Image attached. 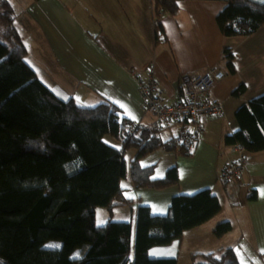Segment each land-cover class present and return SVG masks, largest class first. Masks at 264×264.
Segmentation results:
<instances>
[{
	"label": "trees",
	"instance_id": "16d2710c",
	"mask_svg": "<svg viewBox=\"0 0 264 264\" xmlns=\"http://www.w3.org/2000/svg\"><path fill=\"white\" fill-rule=\"evenodd\" d=\"M179 1L153 0L157 39L165 33L161 16L176 13ZM223 1L227 5L217 22L225 36L249 35L264 25V5ZM16 18L11 2L0 0V264H178L177 247L157 256L151 250L178 243L186 231L214 218L222 210L219 196L210 189L176 195L166 215L141 205L135 225L114 220L115 209L131 203L124 196V179L130 177L137 188L164 189L180 182L178 166L155 177V166L141 162L162 146L185 153L180 138L164 141L141 126L129 134L127 124L135 123L115 103L84 106L50 88L27 61ZM223 57L235 72L232 49L226 47ZM244 90L242 85L235 94ZM236 116L240 128L225 143L242 144L247 153L264 151V94ZM132 148L137 153L129 162ZM101 206L109 211L102 225L97 223ZM232 230L233 223L223 220L214 232L223 238ZM50 242L60 246L49 247ZM190 258L192 264H241L233 247Z\"/></svg>",
	"mask_w": 264,
	"mask_h": 264
},
{
	"label": "crops",
	"instance_id": "0c3cea01",
	"mask_svg": "<svg viewBox=\"0 0 264 264\" xmlns=\"http://www.w3.org/2000/svg\"><path fill=\"white\" fill-rule=\"evenodd\" d=\"M9 1L17 15L16 27L29 51L27 61L36 64V68L31 66L45 84L64 96H73L84 106L113 102L141 128L154 129L164 141H178L186 124L174 122L155 126V117L144 109L138 76L146 77L152 66L164 89L165 103L173 104L182 99L180 77L183 73L203 75L213 68L224 71V78L209 94L211 99L223 104L224 112L204 117V130L196 137L194 149L183 153L177 148L167 150L162 146L141 161L144 165L155 166L154 176L158 175L155 177H163L170 167L178 166L180 182L156 189L137 188L131 180L125 184L122 181L124 196L131 203L118 206L113 218L132 220L135 225L141 205L149 206L155 215H166L174 196L210 189L219 196L222 210L202 226L186 231L178 243L151 250L157 256L169 254L177 247L180 264L178 250L187 234H192L193 245L207 234L215 236L217 224L231 220L224 213L223 199L228 196L236 200L234 196L246 187V210L242 216L246 228L241 236L247 239L255 252L253 255L263 258L264 151L247 153L246 150V168L231 181L223 180L222 172L227 161L240 156L236 144L225 143V137L240 128L237 111L264 94V25L249 35L225 36L217 16L227 5L226 1L180 0L176 13L161 16L165 33L157 39L153 0ZM226 47L234 54L235 72H230L225 64ZM242 85L244 92L236 95L235 91ZM111 144L120 146L118 140ZM161 149L168 153H162ZM163 157L166 164L160 167ZM254 191L256 198H251ZM127 206H130V216L124 212L116 218L117 210ZM204 228L207 229L203 231ZM226 236L229 235L218 239L225 240ZM229 247L236 249L235 244ZM195 253L205 251L202 246L188 250L183 264H192L190 256Z\"/></svg>",
	"mask_w": 264,
	"mask_h": 264
},
{
	"label": "built area",
	"instance_id": "2783aa9c",
	"mask_svg": "<svg viewBox=\"0 0 264 264\" xmlns=\"http://www.w3.org/2000/svg\"><path fill=\"white\" fill-rule=\"evenodd\" d=\"M156 19L158 29L159 19ZM224 76V71L218 68L210 69L203 75L183 73L180 77L182 99L173 104L165 103L164 89L159 85L152 66L149 67V74L146 77L138 76V83L145 110L154 115L155 126L174 122L186 124L180 134V142L189 152L194 149L198 134L204 130V117L224 112L223 104L209 97L213 86ZM127 127H129L127 132L132 134L140 125L127 124ZM236 147L240 151V156L236 160L226 162L222 172V179L225 181H231L233 177L240 176L248 162L245 155L246 148L242 144H236Z\"/></svg>",
	"mask_w": 264,
	"mask_h": 264
},
{
	"label": "rangeland",
	"instance_id": "374dc122",
	"mask_svg": "<svg viewBox=\"0 0 264 264\" xmlns=\"http://www.w3.org/2000/svg\"><path fill=\"white\" fill-rule=\"evenodd\" d=\"M32 62V61H31ZM35 68L36 64L34 62L31 63ZM30 64V65H31ZM95 106V105H93ZM107 141L114 143V139L112 137H106ZM160 151H163L162 153L167 154L168 152H164L163 149ZM136 154V150L134 148L130 149L127 152V160L130 161L134 158ZM156 157V156H154ZM159 166L162 167L163 165L166 164V158H161L160 159ZM159 174V173H158ZM158 176V175H155ZM130 177L126 178L123 180V184H125L127 181L130 182ZM246 193H247V188L242 187L241 191L237 196H234L235 199H231L230 197L226 196L224 200V205H225V211L226 215L228 218H230L231 222L234 223L233 230L227 234L229 236H226L225 240L224 239H218L216 236L211 237L209 234H207L206 237H203L201 241H199L197 244L194 243L195 246L200 248L201 246L203 247V250L206 252H214L217 255H220L221 252H223L224 249L221 247H224L225 249L231 246V244H235L236 250H238L239 254L241 255V258L243 260L244 264H264V257L259 258L255 254V252H252L250 244L247 242L246 238H242L241 232L245 230L246 225L244 224V220L242 216L244 215V211L246 210V207L244 206V202L246 199ZM127 213V217L130 216V206H127L126 208H121V210H117L116 212V218H120V216L123 215V213ZM119 214V215H118ZM109 218V211L107 210L106 207H98L97 209V223L98 224H105L107 222V219ZM114 219V218H113ZM207 229V228H206ZM204 228L203 231L206 230ZM192 234H187V239H185L182 247H179L178 253H180V264H183L185 260H187V252L188 250L194 248L195 246L193 245V241L191 239ZM189 237V238H188ZM49 247H59L60 243L59 242H50L48 244Z\"/></svg>",
	"mask_w": 264,
	"mask_h": 264
},
{
	"label": "water",
	"instance_id": "95a60500",
	"mask_svg": "<svg viewBox=\"0 0 264 264\" xmlns=\"http://www.w3.org/2000/svg\"><path fill=\"white\" fill-rule=\"evenodd\" d=\"M253 3L264 5V0H251Z\"/></svg>",
	"mask_w": 264,
	"mask_h": 264
},
{
	"label": "bare ground",
	"instance_id": "6f19581e",
	"mask_svg": "<svg viewBox=\"0 0 264 264\" xmlns=\"http://www.w3.org/2000/svg\"><path fill=\"white\" fill-rule=\"evenodd\" d=\"M145 109V108H144ZM145 111H147L148 113H150V114H152L150 111H148V110H145ZM153 115V114H152ZM154 116V115H153Z\"/></svg>",
	"mask_w": 264,
	"mask_h": 264
}]
</instances>
